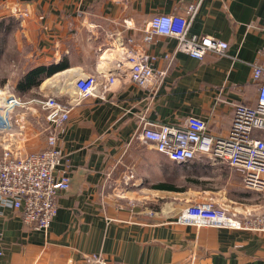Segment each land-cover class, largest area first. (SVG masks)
<instances>
[{"label": "crops", "instance_id": "0c3cea01", "mask_svg": "<svg viewBox=\"0 0 264 264\" xmlns=\"http://www.w3.org/2000/svg\"><path fill=\"white\" fill-rule=\"evenodd\" d=\"M196 1L188 33L227 41L226 54L199 60L175 51L168 61L176 40L157 37L145 50L157 56L161 82H132L124 57L139 47L143 23ZM263 25L264 0H0V94L23 103L3 112L0 153L44 146L36 99H73L84 74L97 75L99 90L113 80L103 95L79 99L58 130L70 186L49 228L25 225L11 208L0 216V264H86L91 253L125 264H264V232L177 221L186 205L208 198L240 217L261 210L264 194L244 186L241 170L202 155L176 162L137 135L145 121L181 125L190 114L226 135L233 104L255 101L251 65L264 56ZM41 65L57 70L32 83L29 71Z\"/></svg>", "mask_w": 264, "mask_h": 264}, {"label": "built area", "instance_id": "2783aa9c", "mask_svg": "<svg viewBox=\"0 0 264 264\" xmlns=\"http://www.w3.org/2000/svg\"><path fill=\"white\" fill-rule=\"evenodd\" d=\"M198 4L199 1L188 4L183 12L155 13L143 23L139 47L127 51L124 57L132 82L145 88H155L161 82L164 71L154 67L157 56L145 50V45L157 37L176 40L175 50L163 55L168 61L174 58L175 51L185 52L199 60L206 54H226L227 41L208 34L188 33ZM127 43L134 41L127 38ZM250 79L257 86L255 101L253 104H233L231 124L226 135L208 132L206 121L193 114L188 115L181 125L145 121L137 135L176 162H187L202 155L240 169L244 186L264 194V56L261 61L252 63ZM112 81V77H107L99 90L97 75L84 74L74 81L76 96L73 99L61 101L54 94L36 99L47 122L45 144L39 149L21 153L8 145L3 146L0 153V216L6 208H11L19 212L25 225L43 231L49 228L57 213V197L70 186L67 169L60 167L65 154L57 143L58 130L63 128L79 99L88 95H103ZM19 104H23L19 99L0 94V132L9 127L8 114L5 117L3 112L11 111ZM177 221L198 227L264 232V207L240 217L225 205L208 198L186 205ZM2 236L0 228V255L3 253ZM86 264L125 263L91 253L86 257Z\"/></svg>", "mask_w": 264, "mask_h": 264}, {"label": "trees", "instance_id": "16d2710c", "mask_svg": "<svg viewBox=\"0 0 264 264\" xmlns=\"http://www.w3.org/2000/svg\"><path fill=\"white\" fill-rule=\"evenodd\" d=\"M56 67L54 65H49V66H37L29 71L28 74V79L33 82H38L42 80L43 77L49 76L52 73L56 71ZM174 190H178L177 188H174Z\"/></svg>", "mask_w": 264, "mask_h": 264}, {"label": "rangeland", "instance_id": "374dc122", "mask_svg": "<svg viewBox=\"0 0 264 264\" xmlns=\"http://www.w3.org/2000/svg\"><path fill=\"white\" fill-rule=\"evenodd\" d=\"M257 193V192H256ZM258 194V193H257ZM261 198H264V195L261 197Z\"/></svg>", "mask_w": 264, "mask_h": 264}]
</instances>
